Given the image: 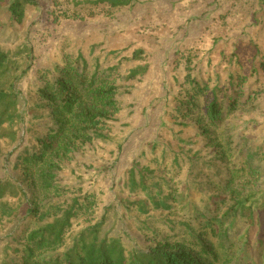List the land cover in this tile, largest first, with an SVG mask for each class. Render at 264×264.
I'll return each instance as SVG.
<instances>
[{"label": "trees", "instance_id": "1", "mask_svg": "<svg viewBox=\"0 0 264 264\" xmlns=\"http://www.w3.org/2000/svg\"><path fill=\"white\" fill-rule=\"evenodd\" d=\"M136 1L100 0L112 8ZM32 5L36 0H0L13 31ZM34 55L29 43L0 50V142L8 148L0 144V160L15 155L0 176V226L11 231L7 242L0 239V264H264L263 58L248 68L234 52L212 74L199 58L182 54L186 75L176 79L173 102L192 139L170 158L136 162L124 179L129 199L116 195L101 209L98 192L61 177L75 154L108 139L121 111L122 86L111 78L118 70L98 65L92 72L83 54L65 55L39 72L25 97L31 108L22 110L18 84L36 67ZM180 61L174 59L177 67ZM145 73L135 66L123 80ZM28 111L36 117L31 127L45 131L24 143ZM202 166L216 169L210 176ZM221 172L225 180L217 183ZM213 184L224 188L209 192ZM193 190L204 207H193Z\"/></svg>", "mask_w": 264, "mask_h": 264}, {"label": "rangeland", "instance_id": "2", "mask_svg": "<svg viewBox=\"0 0 264 264\" xmlns=\"http://www.w3.org/2000/svg\"><path fill=\"white\" fill-rule=\"evenodd\" d=\"M25 16L22 28L13 31L8 26V13L0 6V50L17 51L29 43L36 57L34 70L18 84L22 110L31 108L25 97L34 90L32 81L39 72L53 61L62 63L65 55L83 54L92 72L98 65L101 71L112 67L118 70L111 78L115 76L122 86L121 111L108 125V139H96L75 154L61 177L64 184L72 182L85 191L98 192L101 209L116 195L129 199L124 179L136 162L149 164L150 157L155 156L170 158L192 139V126H182L183 120L175 115L173 102L180 92L176 79L182 82L186 75L182 54L199 58L204 70L209 66L212 74L217 72L218 68H214L223 57L234 52L248 68L264 60V0H138L118 8L100 0H36V5L25 7ZM175 58L181 60V66L175 65ZM135 66L145 67V75L123 80ZM223 69L224 65L218 72ZM32 113L27 112L22 132L24 143L45 131L31 127L30 123L36 122ZM153 147L156 151L151 156ZM14 160L15 155L0 160V176L10 170ZM211 169L216 168L202 166L200 171L211 176ZM215 175L217 183L225 180V173ZM220 185H208L207 190L220 192L224 184ZM192 192L193 207L202 208L206 200L202 201L197 190ZM111 215L114 216V209ZM262 218L259 225L264 228V215ZM244 222H239L241 232L245 230ZM5 229L0 226V239L11 233ZM119 233L117 230L114 234Z\"/></svg>", "mask_w": 264, "mask_h": 264}]
</instances>
